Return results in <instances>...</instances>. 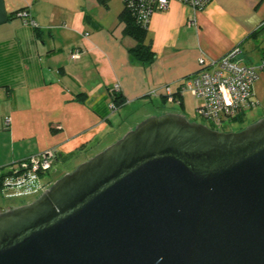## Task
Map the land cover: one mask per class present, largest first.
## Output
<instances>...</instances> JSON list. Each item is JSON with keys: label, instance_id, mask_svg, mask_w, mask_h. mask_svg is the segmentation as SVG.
<instances>
[{"label": "water", "instance_id": "obj_1", "mask_svg": "<svg viewBox=\"0 0 264 264\" xmlns=\"http://www.w3.org/2000/svg\"><path fill=\"white\" fill-rule=\"evenodd\" d=\"M0 264H264V116H147L0 211Z\"/></svg>", "mask_w": 264, "mask_h": 264}, {"label": "crops", "instance_id": "obj_2", "mask_svg": "<svg viewBox=\"0 0 264 264\" xmlns=\"http://www.w3.org/2000/svg\"><path fill=\"white\" fill-rule=\"evenodd\" d=\"M24 8L37 28L16 16ZM122 9L120 0H0V167L55 149L67 173L159 105H176L162 88L177 90L200 70L199 58L236 47L249 63L263 56L264 0H213L194 11L171 2L149 21L155 60L145 65L131 59L136 41L123 32ZM115 82L124 103L111 111Z\"/></svg>", "mask_w": 264, "mask_h": 264}, {"label": "built area", "instance_id": "obj_3", "mask_svg": "<svg viewBox=\"0 0 264 264\" xmlns=\"http://www.w3.org/2000/svg\"><path fill=\"white\" fill-rule=\"evenodd\" d=\"M120 1L123 9L133 14L139 25L148 29L154 12L165 10L171 2L178 1L194 11L204 8L213 0ZM16 16L22 20L23 25L38 27L28 8L18 10ZM79 55L80 51L75 49L71 58L75 59ZM262 55L257 64L245 63L240 47H236L216 60L207 62L204 57L199 58L198 72L182 79L175 91L170 86H164L161 94L166 102L176 105H181L186 94L193 96L198 102L194 112L206 122L205 125L215 131H225V122L235 121L257 104L253 85L258 77V71L264 69V51ZM120 92L121 85L118 82L113 83L109 90V95L112 96L109 103L111 111L119 108L115 103V97ZM151 93L157 95L158 91L154 90ZM8 121L6 118L7 125ZM56 158L55 149H48L22 161L0 167V192L7 199L40 196L51 184V179L46 173L53 169Z\"/></svg>", "mask_w": 264, "mask_h": 264}, {"label": "rangeland", "instance_id": "obj_4", "mask_svg": "<svg viewBox=\"0 0 264 264\" xmlns=\"http://www.w3.org/2000/svg\"><path fill=\"white\" fill-rule=\"evenodd\" d=\"M244 56H242L243 59ZM254 60V59H253ZM257 60V59H256ZM254 60V61H256ZM245 63H248V59L243 60ZM252 61V59H251ZM257 64V63H256ZM255 100L257 101L256 106L253 108H250V110H247L246 115L243 119L239 121H228L224 124L225 131H240V129L246 127L248 124H251V122L256 121L262 116H264V69L258 71V77L253 85ZM184 107H181L180 105H159L157 109H154L153 115L161 114L162 112H175L179 114H183L186 116L190 121H196L198 123L204 124L205 121L202 120L199 116H197L194 113L195 107L198 105V102L195 100V98L190 96L189 94L185 95L184 98ZM74 163L67 166L66 171H72L76 166L73 165ZM63 166L61 162H55L53 165V171H49L46 173V176L50 177L51 184L57 180L60 176L65 174L63 173ZM55 171V172H54ZM38 197V195H35L34 197H24V198H12L7 199L3 196V194L0 192V208L9 209L12 207H18L22 206L25 203L31 202L35 200V198Z\"/></svg>", "mask_w": 264, "mask_h": 264}, {"label": "trees", "instance_id": "obj_5", "mask_svg": "<svg viewBox=\"0 0 264 264\" xmlns=\"http://www.w3.org/2000/svg\"><path fill=\"white\" fill-rule=\"evenodd\" d=\"M119 19L123 23L124 34L133 37L135 39V44L129 49V54L132 60L139 62L143 65L152 63L155 59V53L151 48L150 42H146L147 29L142 27L136 22L135 16L129 13L126 9H122L119 13ZM115 103L122 106L124 99L121 95L115 97ZM246 114H242L235 121H239L244 118Z\"/></svg>", "mask_w": 264, "mask_h": 264}]
</instances>
